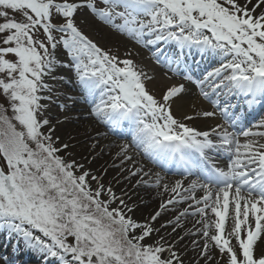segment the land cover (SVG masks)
I'll return each instance as SVG.
<instances>
[{
	"label": "snow or ice",
	"instance_id": "snow-or-ice-1",
	"mask_svg": "<svg viewBox=\"0 0 264 264\" xmlns=\"http://www.w3.org/2000/svg\"><path fill=\"white\" fill-rule=\"evenodd\" d=\"M83 8L137 44L173 43L179 51L156 62L183 71L214 110L193 106L178 118L172 106L185 84L150 90L154 77L131 53L122 57L81 28ZM196 55L213 65L200 79ZM61 68L75 72L88 105L92 151L114 137L117 183L130 185L119 195L57 134L74 108L59 103L65 115L53 122ZM233 97L250 111H236ZM217 113L221 123L198 126ZM140 187L155 188L160 202L137 220L129 192ZM4 231L43 264H264V0H0ZM0 264L12 261L0 256Z\"/></svg>",
	"mask_w": 264,
	"mask_h": 264
},
{
	"label": "bare ground",
	"instance_id": "bare-ground-1",
	"mask_svg": "<svg viewBox=\"0 0 264 264\" xmlns=\"http://www.w3.org/2000/svg\"><path fill=\"white\" fill-rule=\"evenodd\" d=\"M86 19V18H85ZM92 23V21H91ZM100 28L99 33L103 37H107L109 40L112 39L114 41V44L121 45L122 48H120V54L123 52L124 55L127 53H131L132 57L135 58L136 56H140V62L138 63L141 67L144 68L145 72L154 77L150 81V85L154 87V90L156 88L164 89L166 86H169L173 83H183V82H177L176 77L172 76L175 75L173 72L169 71V69L161 64H158L154 62V56L152 55V51L155 49L153 46H144L143 44H137L135 41L133 44L132 39L127 37L126 35H118L119 33L115 31H110L108 29L107 25H97ZM98 29V28H97ZM111 29V28H110ZM113 30V29H111ZM122 55V54H121ZM155 63V65L153 64ZM192 65V64H191ZM167 72H170L172 75H169ZM169 75V76H167ZM63 77V81L61 83H55L54 88L58 89V95H59V101L55 100V102L52 104V117L53 122L55 123L57 119H62L63 115L65 113H62L58 106H56V102L59 103H68L73 104L74 108L69 113L66 114L69 117H71L69 120L64 122L63 124L58 125V135H61L62 138L69 142L70 145H72L68 151H79L78 161L81 158H84L82 163L85 164L86 168H89L91 171H96L97 176H103L104 180H109L111 177L109 175H103L105 169H109L111 175L115 174V171L119 169L112 168L113 164V155H114V149L110 151L108 141L110 139H114V137H109L108 139L100 138V145L101 147H98L93 152L91 149V144L93 141H90L87 137L89 135L95 137V133L91 131L89 128V125L93 123L91 118H85L84 113L86 112L88 105L85 103L83 99H81V93H80V86L78 81L75 79V72L69 69H58L56 78L57 80H60V78ZM71 81V82H69ZM67 88H65V87ZM187 91V94L182 96L180 100L175 101L172 106V111L174 114L179 118L181 112H189L195 106L197 109H203V110H209L212 111L213 109L210 107L209 103H206L204 100H202L199 96L194 97L193 92H196L197 85L190 81L189 83L185 84ZM66 89H70L71 91L67 92ZM66 95H71L75 97V101H69L64 102L63 99H66ZM239 99L241 97H238ZM232 100V99H231ZM79 116V119L77 120L76 117ZM218 116V113H217ZM208 118L203 119V123H201V120L197 121V124L199 127H201L202 130H206L207 127L214 126L216 123H221L222 121L217 118ZM96 127H101L100 125L96 124ZM101 130L102 127H101ZM70 137H74V139H70ZM88 146L87 149L84 147ZM90 146V148H89ZM85 151H81L83 149ZM88 150V151H87ZM214 153V152H210ZM224 156V155H223ZM225 157V156H224ZM90 158V159H88ZM107 160V161H106ZM118 164L119 161H116ZM218 166H223L222 161H216ZM151 167H154L152 165H149ZM115 170V171H114ZM156 171H161L158 168H155ZM162 174H165L162 172ZM167 175V174H166ZM170 179L178 178L173 177L172 175H167ZM116 180L114 183L116 185H113L114 190L119 195L122 189H125L126 187H130L128 185L127 181H123L121 183H117V176L115 177ZM104 183V182H103ZM135 183V181H133ZM105 187L108 186L107 184H104ZM130 195L133 196V200L138 204L137 211L134 213V217L138 220L139 218H146L148 214L153 211L155 207H157L158 203L160 202V197L156 195V189L155 188H147V187H140L136 189L134 192L130 191ZM166 198V197H165ZM142 201V202H141ZM141 204V205H140ZM142 211V212H141ZM147 214V216H145ZM139 216V218H137ZM141 220V219H140ZM191 226V225H189ZM4 252L0 250V256L3 255ZM14 258H11L10 260H13Z\"/></svg>",
	"mask_w": 264,
	"mask_h": 264
},
{
	"label": "rangeland",
	"instance_id": "rangeland-1",
	"mask_svg": "<svg viewBox=\"0 0 264 264\" xmlns=\"http://www.w3.org/2000/svg\"><path fill=\"white\" fill-rule=\"evenodd\" d=\"M86 18V19H85ZM91 21H92V23H91ZM77 22L80 24V26H81V28L91 37V38H93L94 40H96L99 44H101V46H104V47H111L112 49H113V51H116L117 49L119 50L120 48H122V46L121 45H118V44H114V41L112 40V39H108L107 37H103V36H101L100 35V33H99V31L98 30H100V28L101 27H99V26H97V25H101V24H99V22L98 21H94L93 19H92V17H91V14H90V12H89V10L88 9H86V8H83V9H81L78 13H77ZM102 26H104V25H102ZM98 28V29H97ZM108 29L110 30V31H114V30H111L110 29V27L108 26ZM118 35H121V34H118ZM121 36H123V35H121ZM132 42H133V44H135L134 43V40H132ZM136 45V44H135ZM119 52H120V50H119ZM124 52V51H123ZM121 53L122 55V57L124 56V53ZM133 58V57H132ZM140 56H136L134 59H135V61L136 62H140ZM155 65V64H154ZM184 84H186V83H184ZM65 87V86H64ZM65 88H67V87H65ZM148 88L150 89V90H152V91H154L155 93H157V94H159V93H161L162 91H163V89H161V88H156V90H154V87H152L151 85H150V82L148 83ZM66 91L67 92H69V91H71L70 89H66ZM193 95H194V97H197L198 95H196V93L195 92H193ZM59 101V100H58ZM56 102V106H58V104H59V102ZM63 101L64 102H68V100L67 99H63ZM70 113V112H69ZM69 113H67V114H69ZM201 123H203V119H201ZM85 149H87L88 148V146H86V147H84ZM84 148L83 149H81V151H85L84 150ZM89 148H90V146H89ZM88 151V150H87ZM72 154H73V158H75V159H77L78 160V155H79V151L78 152H76V151H74V152H72V151H70ZM62 155H63V153H62ZM80 156V155H79ZM88 159H90V158H88ZM84 160V158H81V159H79V161L82 163V161ZM107 161V160H106ZM113 165V164H112ZM112 168H114V167H112ZM109 169H111V168H108L107 169V172H110V170ZM115 169H118V168H115ZM115 171V170H114ZM118 171L119 170H117V171H115V174H110V173H107V175H109L110 177H111V179H109V180H104V178H103V182H104V184H109V183H111V184H113V185H116V183H114V181L116 180V176H117V173H118ZM93 172V174H95V175H97L96 173V171H92ZM99 176V175H98ZM93 186L95 187V184H93ZM141 205V204H140ZM142 212V211H141ZM145 216H147V214L145 215ZM139 217H141V216H139L138 215V217L137 218H139ZM143 218V217H142ZM142 218H139L138 220H140V219H142ZM9 235V234H8ZM10 237V236H9ZM13 237H15V236H12L11 238H13ZM2 239H4L3 237H2ZM2 239L0 240V250H2V251H6L5 252V254H3V255H1V256H5V257H9L10 259L11 258H13V256H12V254H14V253H12V244L11 245H6L5 244V242L3 243V245H1V241H2ZM15 239H17L16 237H15ZM22 253V252H21ZM14 260V261H13ZM13 260H11L12 261V264H31L30 263V260L29 261H23V259H22V257H20V258H18V259H13Z\"/></svg>",
	"mask_w": 264,
	"mask_h": 264
}]
</instances>
